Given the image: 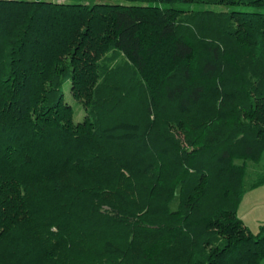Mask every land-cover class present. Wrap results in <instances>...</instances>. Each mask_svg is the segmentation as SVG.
Instances as JSON below:
<instances>
[{
  "label": "trees",
  "instance_id": "1",
  "mask_svg": "<svg viewBox=\"0 0 264 264\" xmlns=\"http://www.w3.org/2000/svg\"><path fill=\"white\" fill-rule=\"evenodd\" d=\"M248 162L264 0H0V264H259Z\"/></svg>",
  "mask_w": 264,
  "mask_h": 264
},
{
  "label": "rangeland",
  "instance_id": "2",
  "mask_svg": "<svg viewBox=\"0 0 264 264\" xmlns=\"http://www.w3.org/2000/svg\"><path fill=\"white\" fill-rule=\"evenodd\" d=\"M77 108L78 111L76 112ZM75 109L74 119L79 120L83 117L84 110L78 106V103H75ZM262 164L264 163L253 164L252 162H248L245 180L247 187L255 179L256 173L262 170ZM237 214L253 233L258 231L259 226L264 224V185L252 189L247 188L237 207ZM259 264H264V259Z\"/></svg>",
  "mask_w": 264,
  "mask_h": 264
}]
</instances>
